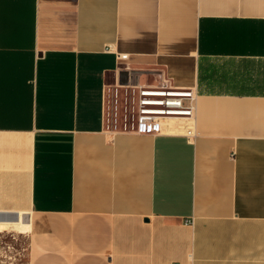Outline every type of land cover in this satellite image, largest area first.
I'll return each mask as SVG.
<instances>
[{
    "label": "crops",
    "instance_id": "crops-1",
    "mask_svg": "<svg viewBox=\"0 0 264 264\" xmlns=\"http://www.w3.org/2000/svg\"><path fill=\"white\" fill-rule=\"evenodd\" d=\"M0 213L31 264H264V0H0Z\"/></svg>",
    "mask_w": 264,
    "mask_h": 264
},
{
    "label": "built area",
    "instance_id": "built-area-1",
    "mask_svg": "<svg viewBox=\"0 0 264 264\" xmlns=\"http://www.w3.org/2000/svg\"><path fill=\"white\" fill-rule=\"evenodd\" d=\"M125 57V56H122ZM149 95L157 96L159 99L139 100L140 111L136 121L137 132L150 135L162 132L163 126L172 118L180 114H189L192 111L191 106H185L183 101L188 99L189 102L194 100L190 92H179L170 90H161L154 93H141L142 97ZM152 106L153 108H146Z\"/></svg>",
    "mask_w": 264,
    "mask_h": 264
},
{
    "label": "rangeland",
    "instance_id": "rangeland-1",
    "mask_svg": "<svg viewBox=\"0 0 264 264\" xmlns=\"http://www.w3.org/2000/svg\"><path fill=\"white\" fill-rule=\"evenodd\" d=\"M33 257L28 233L12 227L0 231V264H31Z\"/></svg>",
    "mask_w": 264,
    "mask_h": 264
},
{
    "label": "bare ground",
    "instance_id": "bare-ground-1",
    "mask_svg": "<svg viewBox=\"0 0 264 264\" xmlns=\"http://www.w3.org/2000/svg\"><path fill=\"white\" fill-rule=\"evenodd\" d=\"M17 215L18 219L16 222H0V231L5 230L7 227H12V229L17 230L19 233H28L30 228L29 219L24 213H18Z\"/></svg>",
    "mask_w": 264,
    "mask_h": 264
},
{
    "label": "water",
    "instance_id": "water-1",
    "mask_svg": "<svg viewBox=\"0 0 264 264\" xmlns=\"http://www.w3.org/2000/svg\"><path fill=\"white\" fill-rule=\"evenodd\" d=\"M18 219V215L14 214H3L0 213V222H16Z\"/></svg>",
    "mask_w": 264,
    "mask_h": 264
}]
</instances>
